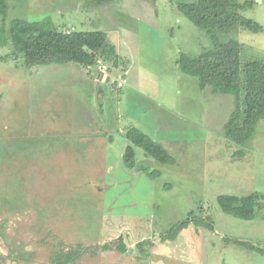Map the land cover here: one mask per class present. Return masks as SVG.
Segmentation results:
<instances>
[{"label": "rangeland", "instance_id": "rangeland-1", "mask_svg": "<svg viewBox=\"0 0 264 264\" xmlns=\"http://www.w3.org/2000/svg\"><path fill=\"white\" fill-rule=\"evenodd\" d=\"M92 1H10L7 23L50 18L61 32L102 31L116 54L92 68L29 69L0 46V264H50L57 251L78 245L89 252L75 264H264V253L226 242L264 249V202L246 221L224 214L217 200L264 194V119L236 156L240 147L222 136L232 96L201 92L198 79L181 72V54L195 57L209 45L178 11L194 0ZM241 2L254 3L242 14L264 27V0ZM238 39L245 60L264 59V33L241 29ZM131 127L175 164H157L136 148L137 168L155 177L128 168ZM192 212L194 224L162 241ZM201 218L213 219L214 231L198 226ZM120 238L127 253L103 250ZM144 241L152 245L140 251Z\"/></svg>", "mask_w": 264, "mask_h": 264}, {"label": "trees", "instance_id": "trees-1", "mask_svg": "<svg viewBox=\"0 0 264 264\" xmlns=\"http://www.w3.org/2000/svg\"><path fill=\"white\" fill-rule=\"evenodd\" d=\"M10 1L24 0H0V16L3 18L0 46H9L12 49L11 56L21 58L27 68L67 64L92 68L103 62L109 63L114 58L116 52L107 43L106 34L102 31L82 32L70 29L61 32L56 29L50 18L41 21L13 19L7 23L11 8ZM116 1L119 0L92 2L96 5H104ZM147 1L152 5L157 2V0ZM253 5V2L243 4L241 0H194L178 5L180 14L192 22L209 40V45L204 47L199 55L190 57L181 54L178 60L181 72L197 78L201 92L209 91L214 96H232L233 110L223 127L222 136L240 147L235 153L239 157L244 156L245 149H248L256 136L258 124L264 119V59L245 60L243 45L238 39V32L241 29L254 34L264 33V27L260 23L242 14V10ZM115 60L113 66L116 68ZM125 138L128 145L123 160L130 169L137 168L136 148L142 149L145 156L153 159L157 164L169 166L176 162L160 143L135 127L127 130ZM97 155H100L98 161L102 163L103 153L98 152ZM63 162L65 165H70L71 155L64 158ZM95 163V166L99 165ZM137 169L139 172H145L150 178L155 177V174L146 168L140 166ZM217 200L224 214L251 221L255 219L257 210L264 202V194L256 192L244 197L223 195ZM193 216V212L189 213L185 221L171 226L162 241L175 240L183 230L195 223ZM197 225L214 231L213 219L201 218ZM230 241L249 250L264 253V249L250 242L226 239V242ZM145 244L152 245L150 241H144L139 243L137 248L143 251ZM96 248L100 247L93 249L96 251ZM102 248L104 251L115 250L121 254L127 253V247L121 238ZM11 250L16 254L15 250ZM88 252L89 248L82 245L69 250L62 249L51 257L50 264H75ZM23 254L20 256L27 259L25 253ZM11 258L14 259V255H11Z\"/></svg>", "mask_w": 264, "mask_h": 264}]
</instances>
